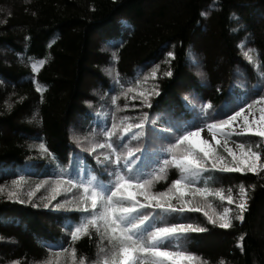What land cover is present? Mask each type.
I'll return each mask as SVG.
<instances>
[{
	"label": "trees",
	"instance_id": "1",
	"mask_svg": "<svg viewBox=\"0 0 264 264\" xmlns=\"http://www.w3.org/2000/svg\"><path fill=\"white\" fill-rule=\"evenodd\" d=\"M236 86L240 97L231 93ZM141 92L152 93L154 107L141 106ZM259 103H264V0H0V264H99L110 250L103 228L98 233L90 227L71 241L72 228L86 220L76 211L82 189L69 190L67 184L69 176L108 182L106 173L97 174V157L87 151L94 142H105V127L149 113L146 127L161 117L166 121L160 129L174 125L183 134L188 125L200 130L226 119L218 116L225 107L233 115L239 106L254 109ZM120 108L127 110L119 113ZM144 136L152 145L145 158L148 172L156 167L151 153L167 143L148 132ZM226 136L236 148L242 145L240 152L264 155V138ZM41 143L54 155L41 151ZM214 149L230 163L221 147ZM120 150L126 151L123 145ZM180 177L169 165L153 185L170 187ZM241 185L248 204L242 221L235 219ZM190 187L212 193L190 195L189 204L200 211L157 209L153 223L206 231L187 232L161 247L190 253L198 257L196 264H264V169L202 172ZM54 188L59 193L51 199ZM10 191L25 202L9 200ZM229 195L235 203H228ZM57 203L63 205L59 211L53 209ZM224 208L228 229L208 222L209 216L218 221ZM65 225L72 227L66 231Z\"/></svg>",
	"mask_w": 264,
	"mask_h": 264
},
{
	"label": "snow or ice",
	"instance_id": "2",
	"mask_svg": "<svg viewBox=\"0 0 264 264\" xmlns=\"http://www.w3.org/2000/svg\"><path fill=\"white\" fill-rule=\"evenodd\" d=\"M201 15L205 14L202 12ZM25 39L27 40L28 37ZM168 55L171 57L172 53L169 52ZM35 71L36 66L33 65V72ZM165 75L171 76L172 73L167 72ZM153 76H155L154 73ZM151 95L152 93H140L142 107H154L149 99ZM156 95L159 93L157 92ZM115 102L114 97L113 104ZM202 107L208 109L210 106L203 104ZM230 110L225 107L218 113V116H226V119L220 118L217 123L206 125L216 144L220 143L215 139L216 131L223 130L225 126L240 117L244 112V106H239V111H235L233 115L228 114ZM260 111L262 114L259 121L253 119L249 122L244 119L243 134L264 138V108H261ZM148 119L149 113H143L141 117L131 122H128L129 117L126 116L119 125L113 123L111 127L102 129L103 135L106 137L105 142H94L87 149L89 155L97 157L96 163L101 169L97 174L103 176L106 173L109 178L107 183L102 180L85 183L82 180L74 181L71 176L67 178V184L71 186L69 190L76 187L82 189L77 198L76 211L84 213L86 220L72 228L71 241L75 242L81 234L87 235L90 227L95 228L98 233L103 228V235L108 239L110 250L99 260V264H196L198 257L183 250H167L161 245L164 241L187 232L199 233L206 229L184 224L156 225L153 223L156 210L180 214L200 211V208L185 203L183 198L186 194L193 197L212 194L202 188L190 187L191 179H195L202 172L258 174L264 169V155L260 151L248 150L241 151L239 155L235 154L228 147V136L224 135L223 131H221V135L225 140L224 152L231 157L230 163L225 157L218 155L208 141L198 139L200 130L195 125L185 127L183 134L180 133V128L174 125H168L157 132L154 126L146 127ZM145 132L155 135L159 140L167 143L166 148L161 144L158 150L154 149L151 153L155 157L152 164L156 167L148 172L144 171V169L150 168V165L145 163V158L152 145L144 136ZM240 134L236 133V135ZM114 135L118 136L117 142L113 141ZM126 141H137V144L132 146ZM121 145L126 151L120 150ZM77 146L80 147V144L78 143ZM237 147L241 148L242 145L237 144ZM39 148L41 151L48 152L43 143L39 145ZM48 155L54 154L48 152ZM100 155L103 156L102 160L99 158ZM70 158L75 159V153H70ZM169 165L178 169L181 177L172 180L167 191L153 192V184L163 177ZM12 183L17 185L18 180H13ZM57 183L62 184L64 181L58 179ZM40 186L37 185V188ZM53 193L51 199L56 198L59 190L54 188ZM214 194L220 196L219 192ZM173 197L180 202L179 207L169 203ZM8 198L9 200L15 199V202L18 203L25 202L15 191H10ZM28 198H32L31 192L28 193ZM221 199L224 198L221 197ZM227 201L229 204L235 203L231 195L227 197ZM33 207L36 205L33 204ZM44 207L48 208L49 204H45ZM62 207L63 205L60 203L53 205V209L57 211ZM236 208L239 210V214L235 219L242 221L243 214L248 208L247 194L243 185L239 189V203H236ZM66 210L70 211L71 209ZM228 213L229 209L224 208L223 214L218 218L219 222L210 216L208 222L221 229H228L231 227ZM204 215L208 216V213L205 212ZM64 227L67 231L72 226L65 225ZM145 234H147L146 240ZM237 246L239 247V244ZM101 251L104 250L101 249ZM81 264H83V260H81Z\"/></svg>",
	"mask_w": 264,
	"mask_h": 264
},
{
	"label": "rangeland",
	"instance_id": "3",
	"mask_svg": "<svg viewBox=\"0 0 264 264\" xmlns=\"http://www.w3.org/2000/svg\"><path fill=\"white\" fill-rule=\"evenodd\" d=\"M2 52L3 51H1V54L2 55H6L4 52H3L4 54ZM193 61H194V64H195L196 63L195 62L196 60L193 59ZM94 85H95L94 82H91L89 84V86H87V89L90 88L89 89V92L91 91V89H92V87ZM231 93L234 94V95H237V97H240L243 92H242V89L240 91L237 88V86H236V87H233V89L231 90ZM91 94L93 96L96 95L94 93H91ZM132 96H133L132 91L127 92L123 96V98H122V101H123L122 104H123V106H124V104L127 105L129 103L128 101L130 100V98H132ZM261 108H264V103H259L257 105V107L254 108V109H248L247 107H244V112L241 113V116L240 117H237L236 120H234L230 125L225 126V128L223 130H217L216 131L215 139L220 141L219 144L214 143L213 135H212L211 132H209L207 126H203L200 129V137L198 139H200V140H206V141H208L209 145L212 146L213 148L215 146H219L224 151V143H225V140L218 133L221 132V131H223V133H225L226 135H229V133H231V135H229V136L236 135V133H241L240 135H245V134L242 133L244 119H247L249 122H251L253 119L259 121L260 116L262 114L261 111H260ZM124 110H127V109L120 108V112L119 113L123 112ZM165 121L166 120L163 119V118H161V117L160 118H154L152 124H153V126L156 129H160L159 128V124L160 123H165ZM80 142H83V141H80ZM227 143H228V147H230L235 154L239 155V153H240L239 149L236 148L231 142H228L227 141ZM224 153L227 155L226 152H224ZM227 157H228L229 161L231 162V157H229L228 155H227ZM100 159L102 160L103 158H100ZM164 189H166V190H164ZM168 189H169V187H167L165 184H163L162 186H159V187H156L154 185L152 186V191L153 192H165ZM183 199H184L185 203H190V201H191V198H190V195L189 194H186ZM169 203H171L175 207H179L180 206V202L178 200H176L175 197H173L169 201ZM166 241H164V242H166ZM165 249H167V250H173V249L169 248L168 244H167V246H166Z\"/></svg>",
	"mask_w": 264,
	"mask_h": 264
},
{
	"label": "bare ground",
	"instance_id": "4",
	"mask_svg": "<svg viewBox=\"0 0 264 264\" xmlns=\"http://www.w3.org/2000/svg\"><path fill=\"white\" fill-rule=\"evenodd\" d=\"M166 243V242H165Z\"/></svg>",
	"mask_w": 264,
	"mask_h": 264
}]
</instances>
